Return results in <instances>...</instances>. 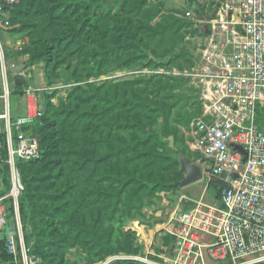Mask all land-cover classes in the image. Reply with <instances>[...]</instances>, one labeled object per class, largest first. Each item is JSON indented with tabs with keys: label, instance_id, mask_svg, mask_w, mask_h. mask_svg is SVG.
<instances>
[{
	"label": "rangeland",
	"instance_id": "1",
	"mask_svg": "<svg viewBox=\"0 0 264 264\" xmlns=\"http://www.w3.org/2000/svg\"><path fill=\"white\" fill-rule=\"evenodd\" d=\"M228 2L25 0L3 15L10 22L0 32L8 63L26 66L18 75L27 82L15 90L14 112L24 113V91L32 89L45 118L36 127L41 159L20 168L24 237L39 264H145L150 245L156 256L169 245L177 210L217 205L215 192L202 182L143 190L140 211L131 217L123 209L110 218L95 199L82 202L81 195L84 181L100 166L127 168L129 156L113 152L117 137L128 144L134 136L152 137L141 150H160L168 158L151 171L156 180L181 181V156L200 165L203 157L193 151L189 136L201 114L202 88L193 75L204 66L209 22L219 19ZM4 178L0 174V197L10 191L8 175ZM86 192L101 190L92 184ZM101 213L106 217L98 223ZM123 235L135 252L98 261L101 249H93L94 241L119 248Z\"/></svg>",
	"mask_w": 264,
	"mask_h": 264
},
{
	"label": "built area",
	"instance_id": "2",
	"mask_svg": "<svg viewBox=\"0 0 264 264\" xmlns=\"http://www.w3.org/2000/svg\"><path fill=\"white\" fill-rule=\"evenodd\" d=\"M22 1L0 0V32L10 26L3 15ZM222 10L209 22L204 66L193 75L202 88L201 114L189 134L191 148L203 157L200 182H220V201L177 210L171 243L159 256L150 245L145 264H264V0H231ZM6 53L0 36V174L10 182L9 194L0 197V243L10 260L1 259L0 249V264H39L25 242L19 164L41 158L34 128L44 112L32 89L24 91V113L14 112L20 76Z\"/></svg>",
	"mask_w": 264,
	"mask_h": 264
},
{
	"label": "trees",
	"instance_id": "3",
	"mask_svg": "<svg viewBox=\"0 0 264 264\" xmlns=\"http://www.w3.org/2000/svg\"><path fill=\"white\" fill-rule=\"evenodd\" d=\"M23 0L19 5L14 6L11 10H15L17 7L22 5ZM111 29L114 30L117 26L115 24H111ZM30 65V64H28ZM15 86L14 90L23 87ZM1 93V89H0ZM16 93V91L14 92ZM43 117V121H44ZM37 127V126H36ZM36 127L34 128V132L36 135L39 136L40 146H41V153H42V144L41 138L39 133L36 131ZM133 128L135 126H132ZM120 133H125L124 126H118ZM144 132V131H142ZM152 137L147 136L145 139L140 141L138 136H134V143L128 144L124 139L117 137L116 142L118 143V148L113 149L117 158H122L124 155H128L129 159L125 161L127 168H106L100 166L95 173L92 174L89 178H87L84 183L88 187L90 185L95 184L99 186L101 192L99 194L88 193L85 192L81 195L82 202L86 201L87 199H95L93 204H100L103 207V211L110 213V218L117 214V212L121 211H128L129 217L133 216L140 211V202L142 199V192L143 190H148L149 192H153L155 189H163V190H175L177 188L170 187V185L178 182V181H164L163 178L156 180L153 172H151L154 168H157L160 163H163L164 160H167V156L164 152L160 150L152 149V150H141L142 147H146L150 145ZM164 145V144H162ZM197 155H200L197 153ZM201 156V155H200ZM184 157V156H181ZM180 157V158H181ZM179 158V163H180ZM186 158V157H184ZM41 159V158H40ZM39 159V160H40ZM187 159V158H186ZM37 160V161H39ZM36 162V161H33ZM145 162V164H143ZM23 164H19V168H21ZM25 165V164H24ZM180 173V172H179ZM4 174V179L7 180V173ZM181 174V173H180ZM182 175V174H181ZM183 177L179 180H182ZM220 186L221 183L217 181H213L209 184L208 188L215 192V201L218 203L220 201ZM110 200L114 201V205L110 204ZM137 201L138 204L134 205L133 203ZM124 209V210H123ZM193 209V208H192ZM20 210L22 216V223L25 222L23 216V208L21 207V200H20ZM184 210V209H183ZM190 210V209H189ZM188 211V210H185ZM106 214L101 213L97 216L98 223H102L105 219L104 217ZM24 226V225H23ZM170 243L172 241L171 236ZM124 244L118 243L119 248H109L106 244H101L99 241H94L95 247L93 249H101L99 252L98 261H102L108 256L119 254V253H126L132 254L135 252V247L133 242L129 241L128 235H123L122 239ZM110 243V242H109ZM169 243V244H170ZM1 249V259L4 261H9L10 257L7 254V248L5 241L0 243ZM117 264H135L128 261H118Z\"/></svg>",
	"mask_w": 264,
	"mask_h": 264
},
{
	"label": "water",
	"instance_id": "4",
	"mask_svg": "<svg viewBox=\"0 0 264 264\" xmlns=\"http://www.w3.org/2000/svg\"><path fill=\"white\" fill-rule=\"evenodd\" d=\"M26 69V66H19L15 69V74L21 75V73ZM32 75H30V78ZM27 82L26 79L19 77L15 80V86H21L25 85ZM238 150L242 151L241 148H238ZM180 166H181V172L184 174V178L181 181H178L170 187L177 188V189H183L188 186H191L195 183H198L202 180V170L197 164H191L188 159L181 157L180 158Z\"/></svg>",
	"mask_w": 264,
	"mask_h": 264
}]
</instances>
